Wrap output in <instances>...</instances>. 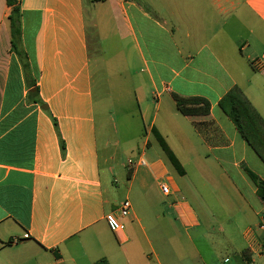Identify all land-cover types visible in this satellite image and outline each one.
<instances>
[{
  "label": "crops",
  "instance_id": "0c3cea01",
  "mask_svg": "<svg viewBox=\"0 0 264 264\" xmlns=\"http://www.w3.org/2000/svg\"><path fill=\"white\" fill-rule=\"evenodd\" d=\"M87 2L90 22L86 0H18L28 73L12 45L11 8L0 0V264H173L166 234L183 228L207 241L214 229L207 197L224 215L216 222L224 243L213 240L224 264H264V205L248 174L264 181V163L219 106L239 86L264 118V0ZM133 74L143 81L136 95L148 127L119 200L113 108L130 94L114 89ZM174 94L204 98L211 111L184 116ZM154 129L184 174L171 168ZM191 199L200 200L206 223ZM125 200L126 228L114 232L106 215ZM177 245L211 264L194 238Z\"/></svg>",
  "mask_w": 264,
  "mask_h": 264
},
{
  "label": "rangeland",
  "instance_id": "374dc122",
  "mask_svg": "<svg viewBox=\"0 0 264 264\" xmlns=\"http://www.w3.org/2000/svg\"><path fill=\"white\" fill-rule=\"evenodd\" d=\"M102 4L97 5L96 7V13H100L102 10L101 8ZM86 15L88 22L91 21V15H92V9L90 6V3L86 0ZM102 30L106 32V34L110 33V29L107 27V25H104L102 23ZM95 60V59H94ZM94 65V75L96 78V86H95V95H96V106L99 112L102 111L101 104H102V89H101V81L99 76V73L97 72V65L96 61L93 62ZM113 83H116L115 81H112ZM119 84V88L114 89V93L116 94L119 90L123 89L125 91H128V94L124 97L126 98L125 103L120 108H113V121L112 125L113 128V150L118 154V160L115 164L116 166V172H115V178L117 179L118 184H116L117 187V194L119 200H122L124 197V184L127 181V167H129V159H132L134 162H136L139 153L143 150V144L145 141V128L148 125H145L142 119V115L139 109V105L137 103V95L136 92L138 90V87L142 84L141 75L133 74L132 78L128 77V75H125L124 77H121L119 80H117ZM117 84V85H118ZM111 103V101H110ZM116 107V106H115ZM143 107V105H141ZM101 115V113H100ZM171 168L173 170H176V168L170 163ZM136 164V163H135ZM201 192L205 197L208 196L209 192L204 189V187H201ZM210 195V194H209ZM132 201L134 202L136 209L138 211H141L143 208L142 201L139 197L132 196ZM212 213L215 214V216H207V218L211 221L213 224L214 229L212 231L207 232V241L200 238L199 236L202 233L193 232L192 230L186 231L185 229H180L179 233H176V237H172L171 234H166V243L169 244L167 248L164 249V251L168 252L170 255V262H173V264H179V262L182 260V257H184V261L186 264H203L201 259L198 255L194 254L192 251H189V255L187 254L186 248H180L178 247V241L182 240H188L189 237L194 238L196 242L197 249L204 255V258L207 260V262L211 261V264H224V249L216 248L213 246L215 242L213 240H222L224 243V233L219 232V225L216 223L218 221L224 220V215L222 214V210L219 208L218 203H216L214 197H207L206 199ZM191 202L198 212L200 218L203 220L204 223H206V219L202 213V206L200 205V200L198 199H191ZM208 227V226H207ZM148 234L154 240L153 231L148 229ZM197 234V235H196ZM159 243V242H158ZM144 244V242H143ZM213 246V247H210ZM139 246V245H138ZM154 246H156V250L159 252V247L157 244V241H154ZM146 248L149 253L150 250L146 245L143 246V248ZM140 249H138L139 251ZM132 251H130L131 256ZM233 261L235 262V258H233ZM171 264V263H170Z\"/></svg>",
  "mask_w": 264,
  "mask_h": 264
},
{
  "label": "trees",
  "instance_id": "16d2710c",
  "mask_svg": "<svg viewBox=\"0 0 264 264\" xmlns=\"http://www.w3.org/2000/svg\"><path fill=\"white\" fill-rule=\"evenodd\" d=\"M11 8L9 15L10 31L12 45L18 57L22 61L26 72L29 73V62L26 53L20 49L21 42V9L18 0H6ZM94 2L105 0H93ZM179 111L184 116H205L211 111V104L208 100L201 97L185 98L179 95H173ZM220 108L230 117L238 129L240 135L249 146L256 152L264 163V118L248 99L244 91L239 87H233L219 102ZM162 151L166 155L167 160L176 168L179 174H184V169L175 155L169 148L165 139L154 129ZM64 149V144L62 143ZM131 171V170H130ZM251 180L257 187V195L264 205V181L255 173L248 171ZM262 252L264 253V240L262 242ZM95 264H110L107 259H100Z\"/></svg>",
  "mask_w": 264,
  "mask_h": 264
},
{
  "label": "built area",
  "instance_id": "2783aa9c",
  "mask_svg": "<svg viewBox=\"0 0 264 264\" xmlns=\"http://www.w3.org/2000/svg\"><path fill=\"white\" fill-rule=\"evenodd\" d=\"M134 165L133 161L129 160V166L132 167ZM140 165H146V162L144 160L141 161ZM161 190L165 195L170 194V187L166 183H161ZM132 206L129 200H125L121 203V205L118 207L116 214L115 212L109 213L106 215V221L114 232H122L125 230L126 226L121 221V219L126 218L130 215Z\"/></svg>",
  "mask_w": 264,
  "mask_h": 264
}]
</instances>
